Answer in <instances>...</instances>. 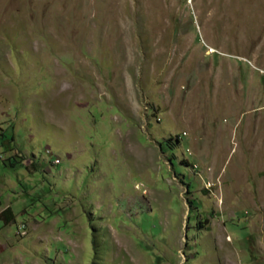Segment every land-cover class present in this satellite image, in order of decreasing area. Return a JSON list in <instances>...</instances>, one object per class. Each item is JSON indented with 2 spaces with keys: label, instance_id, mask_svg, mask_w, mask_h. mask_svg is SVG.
Wrapping results in <instances>:
<instances>
[{
  "label": "rangeland",
  "instance_id": "1",
  "mask_svg": "<svg viewBox=\"0 0 264 264\" xmlns=\"http://www.w3.org/2000/svg\"><path fill=\"white\" fill-rule=\"evenodd\" d=\"M0 133V264H264V0H0Z\"/></svg>",
  "mask_w": 264,
  "mask_h": 264
},
{
  "label": "trees",
  "instance_id": "2",
  "mask_svg": "<svg viewBox=\"0 0 264 264\" xmlns=\"http://www.w3.org/2000/svg\"><path fill=\"white\" fill-rule=\"evenodd\" d=\"M1 134V133H0ZM172 163V162H171ZM189 204L192 206V201L191 199H188ZM3 216L5 218V220H8V218L11 217V211L10 208H5L1 213H0V217Z\"/></svg>",
  "mask_w": 264,
  "mask_h": 264
}]
</instances>
